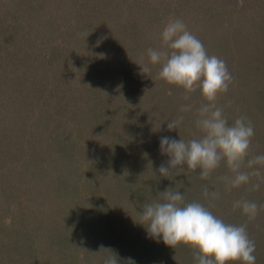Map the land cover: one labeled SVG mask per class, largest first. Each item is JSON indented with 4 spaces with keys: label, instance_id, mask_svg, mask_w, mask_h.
Listing matches in <instances>:
<instances>
[{
    "label": "rangeland",
    "instance_id": "obj_1",
    "mask_svg": "<svg viewBox=\"0 0 264 264\" xmlns=\"http://www.w3.org/2000/svg\"><path fill=\"white\" fill-rule=\"evenodd\" d=\"M169 19L183 20L209 55L226 62L233 80L243 75L251 78L244 89L236 90V96L221 94L216 103L223 105L229 124L246 116L257 125L248 158L264 155V128L260 127L264 101L246 97L255 88L253 80L264 84V0H1L0 22L7 33L0 30V61L9 68L0 70V90H5L0 94V200L7 205H0V264H74L69 255L56 258L60 253L46 249L56 241L47 236V223L39 224L52 211L50 203L66 198L79 210V220L89 233L73 241L75 248L81 242L90 250V243L101 238L112 253L121 254L119 260H126L137 245L152 239L139 224L140 211L146 202L161 199L160 193L168 188L180 191L185 202L208 206L202 195L203 186L208 185L222 194L210 208L215 215L227 223H246L248 233L254 225L264 229L257 218L248 221L240 209L228 207L243 195L261 206V211L264 180L253 177L250 181L260 184L263 189L259 191H249L250 184L226 191L218 181L229 174L223 163L207 180L200 178L199 169L188 172L186 165L170 178L158 172L169 160L160 152L161 137L189 140L199 136L196 110L206 102L199 90L185 100L181 87L158 79L159 64H149L147 74L138 65L142 58L148 63L149 48L161 47L160 32ZM231 30L236 37L229 43L223 33ZM34 31L41 35L37 37ZM4 40L15 44L9 47ZM10 61L21 62L18 71ZM38 74V83L50 89L46 92L54 108L50 117L41 108L48 105L34 103L37 90L25 96L19 92L24 77ZM19 78L20 84L15 85ZM224 97L236 102L226 99L227 104ZM181 105H191V111L183 113L179 130H169L168 122L181 115ZM39 106L40 113H30ZM39 185H43L41 191ZM8 186L12 193L7 192ZM188 191L192 199L186 196ZM46 195L54 199L47 203ZM61 221L52 226L55 234ZM23 226L32 227L33 237H45L44 249L32 246L27 252L16 245L18 235L23 241L28 238ZM57 235L67 236L63 228ZM165 246V254L173 251ZM148 250L144 249L141 259ZM151 258L146 260L153 262Z\"/></svg>",
    "mask_w": 264,
    "mask_h": 264
},
{
    "label": "clouds",
    "instance_id": "obj_2",
    "mask_svg": "<svg viewBox=\"0 0 264 264\" xmlns=\"http://www.w3.org/2000/svg\"><path fill=\"white\" fill-rule=\"evenodd\" d=\"M161 47L147 50L148 63L138 64L142 73L151 71L149 64L160 65L157 78L184 90V99L199 90L203 100L196 110L195 126L200 135L189 140L161 137L160 152L167 155V166L162 164L158 172L165 178L183 170H200L202 180H207L223 163L228 173L218 177L226 191L249 185L253 177L264 180V155L249 157L254 126L246 116L237 117L229 124L223 107L216 101L221 94L229 91L233 77L226 62L209 55L203 42L190 32L181 19H169L160 32ZM191 105H181L176 118L168 122L169 130H179ZM260 166V167H257ZM242 169H248L247 171ZM178 171V172H179ZM177 172V171H175ZM260 188L259 183H251L249 191ZM205 204L185 202L180 191L168 188L160 193L161 199L146 202L140 211V225L150 238L169 247L189 246L195 253L197 264H255L256 245L249 238L247 224H231L215 215L210 208L219 199L220 193L203 186ZM247 199L234 201L233 210L240 209L248 221L255 220L259 208ZM116 255L105 259L104 264H118Z\"/></svg>",
    "mask_w": 264,
    "mask_h": 264
},
{
    "label": "trees",
    "instance_id": "obj_3",
    "mask_svg": "<svg viewBox=\"0 0 264 264\" xmlns=\"http://www.w3.org/2000/svg\"><path fill=\"white\" fill-rule=\"evenodd\" d=\"M1 9H3V6L1 7ZM13 18H18V16H16V14H14ZM16 26H18V25H16ZM14 27L15 26H13L12 28H14ZM225 29H228V27H225ZM0 30L6 31L5 24H3L1 22H0ZM224 31H227V30H224ZM34 32H35V35H37V37H39V35H41L37 31H34ZM6 33H7V31H6ZM234 34L235 33L232 30H231V32L223 33L225 40L229 43H230V40ZM235 37H236V34H235ZM4 42L9 47L12 46L13 44H15L14 42L9 43V42H6L5 40H4ZM15 47H12V48L15 49ZM232 48H235V47H232ZM231 51H234V49H231ZM8 53L11 54L10 48L8 50ZM229 53H230V51H229ZM10 62H12V61H10ZM19 64H21V62L12 64L14 71L19 70ZM7 67H8V65L6 64V62L4 60L0 61V70L5 71ZM20 71L25 72V69L22 70L20 68ZM250 72H251V70H249V75H252L253 73L251 72L252 73L251 74ZM232 74L234 75V73H232ZM29 76L30 75H28L27 77H29ZM27 77H24L26 79L25 84H24V88L22 91L19 90V92H24V96H25L26 94L29 95V93L34 94L35 91L37 90L39 95H37L38 98L35 99L34 103L37 105H48V106H41V108H43L42 111H47V113L49 114L48 116L49 117L52 116L53 113L50 114V112L54 108L52 106H49V104H50L49 102H51L52 98L46 99V96H48V94H46V92H50V89L46 90L47 87L44 86L43 82L38 83L39 81H41L40 80L41 75L40 76H39V74L38 75H32L31 79H27ZM37 78H38V81H37ZM234 78L236 80H232L231 84L229 85V91L228 92H230L231 94H234L236 96V90L238 89L240 92L241 89H244L246 87L245 84L251 78H246L245 75L241 76V78L236 77V76ZM19 81H20V78L14 82L15 85L20 84ZM252 84L255 88H252L248 92L246 97H250V98H254V99H262L264 101V90H263L264 84L260 80L259 81L253 80ZM232 90H235V92H231ZM4 92H5V90H2V89L0 90V94H4ZM254 92L256 95H254ZM259 96H261V97L259 98ZM22 97H23V95H22ZM226 99H228L230 102L231 101L236 102L235 98H234V100L231 98H225V100H223V101L227 104H228V101ZM218 106L223 107L222 104H219ZM30 113H32V114L34 113L35 115L40 113V106L37 109H35V110L33 109L32 111H30ZM256 127H257V125L256 126L254 125V129L258 128V127L257 128ZM260 127L264 128V123ZM222 167L224 168L225 165L223 164ZM33 182H35V185H37L36 184L37 181L33 180L32 183ZM38 183H40V182H38ZM28 185L31 186L30 183ZM211 186H212V188H215L212 184H211ZM42 187H43V185H39L37 188H39V191H41ZM34 189H33V191H34ZM261 189H263V188H261ZM261 189H259V190H261ZM7 192L12 193V190L10 189L9 186H8ZM40 194H41V192H40ZM26 195H27V196H25L26 199L30 201L31 195H29L27 193H26ZM186 196L187 197L189 196V198L192 199L193 195H192L191 191H188L186 193ZM220 196H222L221 192H220ZM230 196L232 197V194ZM234 196H235V194H234ZM243 197H244L243 195L240 196V199H242ZM53 199H54L53 195H52V197H49L48 195H46V197L43 200L47 201V203L48 202L50 203ZM66 199L67 200H65L63 202H62V200L61 201L58 200L56 204L50 203L53 207L52 211L48 212L49 215L43 216L39 222V224H44L45 222L47 223L46 228L48 229V233H49V235H47V236L48 237L52 236L55 239L54 241H56V242H54V244L47 245V242L45 241V237H44V240L42 238H40L39 236L33 237L32 227L26 228L25 226H23L25 228V230L23 228L24 234L27 233L28 238H25L27 240L23 241V239L20 238V235H18L19 240L16 242V245H18L19 248H23V250L27 251V252L30 248H33L32 246H36V250H38V249L40 250V247H42V249H44L45 245H47V246H49V248H46L47 250H50V251L54 250L57 253H60L59 255L56 256V258L61 259L63 257V259H64L66 257V255H69V257H71V261L73 260L74 264H104V261H105V259L108 258L109 254H111V256L116 255L117 256L116 258L118 259L119 255L121 256V254L112 253L110 245H108V244H106L107 246L104 245V242H103L104 239H101V238H99L96 243L94 240L90 243V244H93L92 249H90V250H88V248L85 246V244L81 243V242H80L81 245H78L75 248L73 241H75V240L78 241L79 237H81L85 234H89V233H87V231L84 230V228H83L84 225H82L83 222L79 220L80 212H78L79 210L74 206L75 204H73L69 198H66ZM1 201H2V199L0 200V203H1L0 205H2L4 202V201L3 202H1ZM217 201H218V199H217ZM207 202H204V203H206V205H207ZM260 202H261V199H260ZM4 204L7 207L5 202H4ZM46 205L47 204H45V202L42 204L44 211L46 209ZM228 207H230V209L233 208L230 205H228ZM82 212H84V211L82 210L81 213ZM0 214H1V210H0ZM60 217H65V220L62 222L61 221L62 219ZM57 218H60V219L57 220ZM220 218H223V217H220ZM256 218L259 222H261L264 225V208L261 211L259 210ZM57 221L62 222V223H60L61 226H58L57 234L60 233L62 231V228H63L65 234H67V236L65 238H60L57 234H55L52 231V226L55 225V222L57 223ZM87 224H88V226L94 227L90 222ZM87 224H85V225H87ZM78 225H80L81 227L77 228L76 226H78ZM254 226L251 227L250 233H248V235H249V238L255 242V245L257 247V249H256L257 256H256V262L255 263L256 264H264V253L262 252V251H264V231H263L264 229H262V228L260 229L256 225H254ZM255 232H256V235H255ZM16 235H15V237H16ZM24 237H26V236H24ZM58 239H60V240L62 239L64 241H60ZM142 245H144L145 248H143ZM103 248L106 249L107 252H104L102 250ZM165 248H166V246L164 245L162 238L159 241L152 238V239L148 240L146 242V244L141 243L140 245H137V247L135 249L136 252L135 253H129L131 255H128L126 257V260H119L118 259V264H145V262H149V259L148 260H146V259L151 258V256H149V255H151V253L152 254L155 253L158 256L154 259H153V257L151 258V260H154L153 262H151V261L149 262L151 264H197V262L194 258L195 253L191 247L180 245V247L178 246L176 249L173 248L174 252L171 251L168 254H165L167 252V251H165ZM170 248H172V247H170ZM180 248L182 251L180 250ZM144 249H149L148 250L149 254L147 256H145V259H141V257L144 255ZM186 252H187V255H185ZM45 255L47 256L46 253H45ZM152 256H154V255H152ZM165 257H167V258H165ZM58 264H60V262ZM65 264H70V261L65 263Z\"/></svg>",
    "mask_w": 264,
    "mask_h": 264
}]
</instances>
